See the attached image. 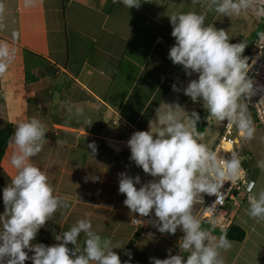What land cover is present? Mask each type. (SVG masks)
<instances>
[{
  "label": "crops",
  "instance_id": "obj_1",
  "mask_svg": "<svg viewBox=\"0 0 264 264\" xmlns=\"http://www.w3.org/2000/svg\"><path fill=\"white\" fill-rule=\"evenodd\" d=\"M140 2L142 4L138 9H127L112 0H0V43H7L15 50V58L8 71L0 76V130L12 125L14 133L19 122L33 117L44 124L47 132L43 150L31 162L47 175L54 195L66 198L69 203L68 209H58L45 223L33 243L56 244L55 235L68 230L87 214H90L87 218L91 220L93 230L103 237H110L114 245L119 238L123 243L127 242V252L131 251L130 246L140 250L148 247L145 243L150 242L154 243L151 251L157 254L168 252L165 246L171 249L175 243L173 248L176 249L178 240L183 236L181 231L178 234L179 229L175 237L161 234L151 223L145 230L132 222V231H122V218L132 212L123 204L126 196L118 191L119 173L127 172L133 177L139 175L141 184L145 183L146 175L130 160V150L121 151L113 140H129L135 131H139L136 129L137 119L134 124L127 119L131 114H143L147 110L159 93L164 70L169 74L176 66L170 59V65L166 64V56L175 42L168 16L177 11L208 10L207 0ZM136 17L140 18L137 20ZM262 18L261 30L264 26ZM14 32L19 33L18 38H13ZM72 34L79 43L83 44L82 36L91 41L92 47L86 57L79 49L82 44L77 43L75 53L72 52ZM257 35L248 48V58ZM117 36L127 38L123 49H108L106 42L110 43V37ZM95 47L101 52L96 59ZM25 50L37 54L44 61L27 54ZM28 71L32 76L29 82ZM107 74H114L113 80L121 79L126 93L124 97L117 92L114 94L108 82L105 83V93L94 90L93 78ZM123 78H127L128 83H124ZM132 79L135 80L131 82ZM136 89L137 94L130 100ZM140 93L141 96L138 95ZM142 97H149V101ZM77 108L84 110L79 118ZM103 130L113 132L106 135ZM110 141L115 144L110 145ZM93 142L97 147L94 155L87 147ZM101 142H104L103 147ZM12 152L13 146L9 143L0 161V213L4 212L2 190L11 183L15 173L10 164ZM140 186L137 185V188ZM201 208L197 212L194 208L196 216ZM135 218H138L137 214L133 213V220ZM68 247L71 249L74 246L69 244ZM131 253L132 264L140 262L137 252ZM32 254L29 253L30 256ZM127 259L126 255L121 261ZM158 259L165 257L159 255ZM240 259L244 264L243 258ZM25 264L32 262L28 260Z\"/></svg>",
  "mask_w": 264,
  "mask_h": 264
},
{
  "label": "clouds",
  "instance_id": "obj_2",
  "mask_svg": "<svg viewBox=\"0 0 264 264\" xmlns=\"http://www.w3.org/2000/svg\"><path fill=\"white\" fill-rule=\"evenodd\" d=\"M113 2L127 9H138L142 4L140 0ZM253 3L254 0H207L209 11L225 17L238 16ZM168 17L175 39L168 59L181 65L186 76L197 74L186 87L181 89L174 83L172 90L182 91L194 104H201L209 113L207 120L227 121L226 127L235 128L245 140L253 138L255 128L248 101L257 92H264V85H255L248 75L251 65L243 55L247 44L230 43L225 30L205 26V16L197 12H178ZM18 37L19 33L14 32L13 38ZM259 38L264 40V33H259ZM14 58L15 50L0 43V76L8 71ZM83 111L76 109L77 115ZM200 120L196 110L188 112L178 102L163 103L155 109V118L149 119L148 130L135 131L127 141L130 160L154 179L141 184L139 175L119 173L118 191L126 196L123 204L140 217L154 213L156 219L147 222L161 234L174 235L177 229L183 233L177 242L180 254L172 255L169 249L167 258L150 257V264H223L220 251L231 248L227 235L217 237L203 228L192 209L201 194L217 195L225 182L237 180L242 171L241 159L236 153H231L228 160L220 158L200 142ZM46 132L44 124L33 117L19 122L9 138L13 146L10 164L15 173L2 190L0 264H25L28 260L32 264H132L131 251L125 253L128 259L122 262L113 251L121 247L93 230L87 218L90 214L55 235L56 244L33 243L58 209L69 208L66 198L54 195L44 171L31 162L43 150ZM87 147L94 155L95 143ZM257 167L264 172V158L257 161ZM249 192V217L264 221V188L256 192L250 188ZM218 200L219 197L216 204ZM69 244L74 247L70 249Z\"/></svg>",
  "mask_w": 264,
  "mask_h": 264
},
{
  "label": "rangeland",
  "instance_id": "obj_3",
  "mask_svg": "<svg viewBox=\"0 0 264 264\" xmlns=\"http://www.w3.org/2000/svg\"><path fill=\"white\" fill-rule=\"evenodd\" d=\"M178 12L179 11H177V13ZM197 13L205 16V26L214 25L217 29L225 30L230 38V43L243 42L247 44L244 50V53H243V55L247 57L248 48L250 47L252 39L256 37L255 35L257 34L259 35V33L262 31L260 29L261 28L260 26L263 20L262 17H264V2H262V0H254L252 8H250L246 12H242L238 16L232 15V16L225 17L221 14L216 13L215 11H209L207 9H205V11L199 10ZM67 17L69 18V15ZM136 18L138 20L140 17H136ZM257 19H258V22H256ZM116 35H118V33H116ZM96 36L97 34L95 33L94 37ZM82 40H83V44L81 42L80 43L77 42V38H74L72 34V36H70V47L72 49V52L75 53L77 43L79 45L82 44L81 47H79V49L81 48L83 50V52L85 53L84 57H86L89 53V49L92 47V44L90 40L89 42L86 41L85 36H82ZM109 40H112V41L110 43L106 42L105 44L106 47L108 49L113 47L114 49L113 48L112 49L115 51V48L123 49L127 38H125L124 36H117V37H110ZM94 53H95L94 59L98 58L101 55V52L98 51V47H95ZM104 54H105V51L103 52V55ZM90 58H92V55H90ZM169 62L170 61L168 59V56H166V64ZM167 65H170V63ZM134 72L136 74L138 73L136 71ZM114 74L112 75L107 74L104 77L97 75L95 78H93L92 85L94 86V90H96L98 93H101V94L105 93L107 89L105 83L108 82V86H110V90L114 94L117 92V95L120 94V96L124 97L123 94H126V93L122 88V85H121L122 81L121 79L113 80L112 76H114ZM163 77L164 79L159 86V87L163 86L161 90L162 92H159L158 95L156 96L157 99H153L152 102L153 101L154 102L153 103L151 102V104L148 106L149 108L147 107L148 110L145 111L146 117L144 119H148V117L151 116V112H153L156 109L160 101H162L161 104L178 102L182 106H185L188 112H191L192 110H196L197 112L200 111L204 115L209 114L202 107L201 104L199 103L194 104L190 98L189 99L191 101V104H189L187 101L183 99H180V97L183 95L182 91L174 92L172 90V85L174 83L181 89L183 87H186L190 79L197 78V74H193L192 77H188L186 76L183 67L180 65H176L173 67L171 72H169V74L164 70ZM65 78L66 77H64L63 80ZM126 79L123 80L124 83H128ZM134 80L135 79H132L131 82ZM137 91H138L137 89L133 91V93L131 94L129 98L130 100L134 98V96L137 94ZM138 95L141 96L142 94L140 93ZM111 96H112V93H111ZM142 98L143 100L145 99V97H142ZM148 98H146L145 101ZM129 105L130 103H128V106ZM100 108L102 107L100 106ZM138 116H139V112L131 114L129 116V119H131L134 122L135 119L138 118ZM79 117L80 115L78 116V118ZM154 118L155 116L151 119H154ZM207 121L209 123V127L206 129L205 133H200L202 135V139L200 142L206 144L210 150H213L224 131V126H225L226 121L217 123L214 118H209ZM103 126L106 127V125H103ZM254 128H255V132H254L253 138L248 139L246 143L245 151L250 157V159H248L247 161V165H248L247 170L250 174V178L253 179L256 183V187L253 191V192H256L264 188V172H262L260 168L257 167V161L264 158V127L259 126L254 123ZM136 129L139 131H147L148 122L147 123L138 122ZM103 132H107V130H103ZM111 132L113 131L108 130L106 135L111 134ZM113 141L114 142L116 141V144L110 141V145L115 144L119 146L120 143H123V139L121 138L114 139ZM101 146L102 147L104 146V142H101ZM128 156L130 157V154H128ZM110 158L112 157L110 156ZM145 175H146V177L144 176L146 178V180H144L145 183L150 181L153 178L147 174ZM207 196L208 194H203V195L201 194V196L197 198L196 200L197 204L194 203L193 209H192L194 215L198 211V209H200L201 206H203V202ZM237 198L240 204L238 206H229L227 208V213L229 214L230 218L234 221L235 224L239 225L245 230L246 237L242 243L230 241L231 248H229L228 250L220 251V255L226 257L225 259H223V264H243L240 259L241 257L243 258L244 264H264V221H257L256 219L249 217L248 215L249 202L245 200V197L243 194L238 195ZM194 208H196L195 210L196 212L194 211ZM137 217H139V214H137ZM154 219H155V216L153 214V216H151V220H154ZM121 221H122L121 223L122 231L130 232L133 230L132 229L133 213H131L130 216L128 215L125 218H122ZM202 226L209 229L214 236L219 237L221 235L219 234L220 232L215 233L213 231V228L208 227L205 223H203ZM136 227H140V226H136ZM147 228H144V229L146 230ZM136 229H139V228H136ZM179 233H180V229H179L178 234ZM182 234L183 233H181V235ZM215 234H219V235H215ZM170 237H175V235L170 234ZM127 244H128L127 242L123 243V240L122 239L120 240L119 238L118 243H116V245H119V247H122V248L113 249V251H115L120 256L121 260H122V257L124 258L126 256L125 253L127 252L126 251ZM145 244H148V247L145 246L144 248H140V250L135 248L134 246L133 248L131 246L129 248V250L137 252L136 257L141 263L136 262V264H150V261H149L150 257L158 258L159 255H161L166 258L168 256V252L166 251L159 252V254H157L155 251H151L152 250L151 246L153 247L154 243L150 242V243H145ZM173 246H175V243L173 244ZM173 246H171L172 255L180 254V249L178 248V246L176 245V249H174L175 247L173 248ZM159 248L160 247H158V249L156 250L157 252ZM165 248H168L167 251L170 249V247L168 246H165ZM185 257H186V254H185Z\"/></svg>",
  "mask_w": 264,
  "mask_h": 264
},
{
  "label": "built area",
  "instance_id": "obj_4",
  "mask_svg": "<svg viewBox=\"0 0 264 264\" xmlns=\"http://www.w3.org/2000/svg\"><path fill=\"white\" fill-rule=\"evenodd\" d=\"M262 33H264V30ZM249 64L251 65L248 73L249 77L253 79L255 85H264V40H261L259 37L251 48ZM248 112L253 126L255 123L264 127V92H257L256 95L251 97L248 101ZM226 124L227 122L225 123L224 131L219 141L212 151L218 153V157L225 160L230 159L231 153H236L241 159L242 171L236 181L232 183L225 182L220 192L217 194L218 196L208 195L197 216L202 224H208L211 228L221 233H226L234 223L227 213V208L240 204L237 198L240 194H243L245 200L248 201L247 197L251 194L249 189L251 188L253 192L256 187L255 181L250 178L248 170L243 166V164L250 159L245 151L248 140L242 138L235 128L226 127ZM127 141L128 140H125L123 143H120L119 148L121 151L130 150L127 146ZM218 197L219 200L216 204L215 202ZM136 219H141L145 221V223L137 222ZM147 221H149V217H138L133 220V224L147 228L149 226Z\"/></svg>",
  "mask_w": 264,
  "mask_h": 264
},
{
  "label": "trees",
  "instance_id": "obj_5",
  "mask_svg": "<svg viewBox=\"0 0 264 264\" xmlns=\"http://www.w3.org/2000/svg\"><path fill=\"white\" fill-rule=\"evenodd\" d=\"M68 2L70 1V0H67ZM263 29H262V31H261V33L263 32V30H264V26L262 27ZM259 37V35H257V38ZM256 38V39H257ZM255 39V40H256ZM251 51V50H250ZM25 52L27 53V54H29V55H32V56H34V57H39L37 54H35V53H33V52H31L30 50H25ZM41 60H43V58L42 57H39ZM44 61V60H43ZM32 80V76H31V74H30V72L28 71L27 72V81L29 82V81H31ZM162 88H163V86L162 87H159V92H162L161 90H162ZM156 89V88H155ZM155 91V90H154ZM153 91V92H154ZM158 95V94H157ZM149 99V98H148ZM153 99H157V98H153ZM180 99H183V100H185V101H187L189 104H191V101H190V99H189V97H187V96H185L184 94L180 97ZM149 101V100H148ZM154 102V101H153ZM152 102V103H153ZM161 102V101H160ZM159 105V104H158ZM149 108V107H148ZM148 108H147V110H148ZM198 113L200 114V117H201V120L198 122V125H197V131L199 132V133H205L206 132V129L209 127V123H208V121H207V117H208V115L209 114H202L200 111H198ZM142 114V113H141ZM140 113H139V116H138V118H137V121L138 122H145V123H147L148 121H149V119H151L153 116H154V114H155V110L153 111V112H151V116L150 117H148V119H144L146 116H145V112L141 115ZM127 119V118H126ZM127 121H129V123L130 124H134L135 123V121L133 122V121H131V120H129V119H127ZM227 122V121H226ZM13 134V126L12 125H9V126H7L6 128H4V129H2V130H0V161L3 159V157L5 156V154H6V151H7V148H8V146H9V138H10V136ZM243 166L247 169V167H248V165H247V162L246 163H244L243 164ZM208 227H210L211 228V226L210 225H208V224H206ZM141 227V226H140ZM141 228H144V227H141ZM213 231L215 232V233H218V231L217 230H214L213 229ZM219 234H226L227 235V238H228V240L229 241H232V242H239V243H242L243 241H244V239H245V237H246V232H245V230L242 228V227H240L239 225H237V224H235V223H233V225L231 226V228L226 232V233H219Z\"/></svg>",
  "mask_w": 264,
  "mask_h": 264
}]
</instances>
